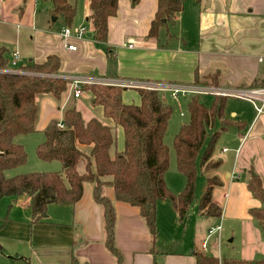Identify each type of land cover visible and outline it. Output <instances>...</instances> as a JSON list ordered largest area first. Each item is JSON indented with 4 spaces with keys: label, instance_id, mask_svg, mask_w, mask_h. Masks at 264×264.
<instances>
[{
    "label": "crops",
    "instance_id": "crops-1",
    "mask_svg": "<svg viewBox=\"0 0 264 264\" xmlns=\"http://www.w3.org/2000/svg\"><path fill=\"white\" fill-rule=\"evenodd\" d=\"M38 1L46 0H27L20 9L22 0H0V47L7 49L8 59L17 53V67H22L30 62L40 64L46 57L54 55L60 62L57 76L70 81V88L63 95L59 108L49 96L38 99L36 133H43L51 120L61 121L66 107L74 106L82 113V109L76 106L82 96L87 97L91 110L88 114L82 113L84 119L95 117L110 125L103 116L102 108L91 105L89 93L74 97L71 81L76 78H86L101 84L114 83L135 90L151 89L149 87L152 86L188 87L193 91L207 92L190 94L199 95L201 102V96L209 94L207 105L213 96H219L213 91L264 87V0H186L175 23L169 26L173 28L171 33L168 28L162 27L157 38L147 37L157 10V0H138L135 4L131 3L132 0H118L116 15L107 22L106 42H98L93 38L88 21V0H80L79 5L75 0L76 14L69 27L68 38H64L61 33L66 27L62 19L38 12ZM82 27L86 33L77 38L76 31ZM89 33L91 36H88ZM68 44L76 49L68 50ZM209 74L217 77L213 85H202L196 80V76L201 81L200 78ZM127 84L134 87L128 88ZM158 92L165 98L169 96L166 92ZM223 97H226V115L242 126L241 130L229 129L237 141L236 146L242 149L247 144V149L256 146L264 149V110L258 113L254 104L239 99H236L239 101L236 105L229 106L228 99L235 98ZM69 98L74 105L68 106ZM115 131L117 137L120 130L116 127ZM20 141L17 143L24 148L26 143ZM223 149L226 151L223 152ZM223 149L222 153L229 151L226 147ZM235 150L234 165L224 173L230 190L235 187L233 181L241 177L237 147ZM220 161L222 164L223 161ZM41 162L58 163L61 168L58 161ZM58 167L57 164L47 165L38 170L50 172ZM246 170L251 173L250 168ZM214 176L223 182L221 173ZM248 181L247 178L240 184L242 192L245 191L248 198L257 200L248 189ZM92 188V184H84L82 197L73 207L56 205L60 208L55 209L51 208L55 204L48 205L44 213L46 217L41 216V219L51 218L50 222L54 225L65 226L63 238L67 243L58 247L61 253L48 252L50 256L42 257L43 260L52 261L57 254L55 261L59 264H71L72 256L79 264H116L115 258L104 245L102 209L93 200ZM103 192L114 202V245L122 255V264H194L196 246L188 258L179 252H170L168 248L165 251L164 245L159 248L157 238L155 242L152 241L138 208L115 201L110 186H105ZM8 199L13 202L9 205L10 210L20 203V199L15 197ZM255 208L246 210L250 219L253 218L249 211ZM165 217L172 224L183 223L179 221L172 203L159 201L156 205V227L159 228L160 221ZM197 251L207 255V248Z\"/></svg>",
    "mask_w": 264,
    "mask_h": 264
},
{
    "label": "trees",
    "instance_id": "trees-1",
    "mask_svg": "<svg viewBox=\"0 0 264 264\" xmlns=\"http://www.w3.org/2000/svg\"><path fill=\"white\" fill-rule=\"evenodd\" d=\"M26 1L22 0L20 9ZM50 1L49 15L62 19L64 25L70 27L76 14L74 4L69 0ZM185 1L157 0V10L147 37L157 38L160 28L173 25ZM137 2L132 0L131 3ZM117 7L118 0H88V21L95 41L106 42L107 22L116 15ZM59 67L58 57L51 55L40 64L30 62L10 68L7 49L0 47V199L25 197L33 224L41 221L48 205L73 207L82 197L84 184H92L93 200L102 209L104 245L116 264H122V255L114 245V202L104 194V187H112L115 201L138 208L155 242L157 203H172L179 221L183 222L195 200V184L201 168L209 160L212 162L206 166L208 168H217L221 164L220 160H212L220 134L230 128L241 130L242 126L226 115V97L213 96L208 105L201 102L198 95L189 97L188 123L180 127L172 142L176 170L185 178L182 191L174 195L164 180L169 167V148L164 144V136L172 115V108L164 97L157 90L137 88L140 104L129 105L122 102L126 87L85 84L80 90L91 95V105L100 106L104 118L111 120L115 128L122 129L123 151L114 156L110 154L116 142L113 126L95 117L86 120L77 108L70 106L63 109L61 121L48 123L43 130L44 140L35 149L39 160L58 161L61 170L7 178L6 171L26 162L23 146L14 140L36 131L38 99L49 96L60 107L69 82L57 76ZM200 79L196 76L202 85H213L217 77L209 74ZM59 123L63 126L59 127ZM217 125L219 129L216 131ZM82 160L85 161L84 173L79 174L77 167ZM219 186L222 183L217 176L207 178L198 202L201 216H221L222 209L213 200V191ZM248 189L262 205L251 209L249 214L264 231V188L258 176L249 179ZM193 256L194 264H264L263 259H218L197 250ZM71 264H79L74 256Z\"/></svg>",
    "mask_w": 264,
    "mask_h": 264
},
{
    "label": "rangeland",
    "instance_id": "rangeland-1",
    "mask_svg": "<svg viewBox=\"0 0 264 264\" xmlns=\"http://www.w3.org/2000/svg\"><path fill=\"white\" fill-rule=\"evenodd\" d=\"M69 2L75 4V0H69ZM79 3L80 0H76V4L79 5ZM37 8L39 9L38 12L41 14H48L51 8V1H38ZM172 29L173 28L168 27L170 33ZM68 82V87L70 88V81L68 80ZM91 84L101 83H88L87 85ZM74 88V86L71 87V92H75ZM149 88L155 89L153 86ZM163 92L169 94L167 91ZM82 93L84 92H81L80 95H82ZM190 94L191 93H186L185 95L179 94L177 98H172L170 95V97H164L168 105L172 108V115L169 119L166 134L164 136V144L169 148V167L164 176V180L166 187L174 195L182 191L185 185V178L176 170L172 142L180 127L188 123L189 113L187 101L189 96H191ZM209 98V94L201 96L202 102L206 105ZM122 102L129 105H139L140 98L137 91L135 89L124 90L122 92ZM238 102L239 101L236 99H228L229 106L231 104L236 105ZM70 105H74L71 103V98H69L68 106ZM76 106L82 109L83 115L91 111L90 106H88L87 97L82 96ZM98 108L100 109L101 107L98 106ZM98 108H96V110H99ZM108 122L114 127L111 120L108 119ZM117 128H119L120 132L116 137L114 127L116 142L110 152L111 156H114L115 153H119V150L122 152L124 149V135L121 131L122 129L120 127ZM218 129L219 128L216 127L215 130L217 131ZM18 140H22L20 142L26 143L24 147L26 162L17 168L6 171L5 177L10 178L14 175L33 172H47L38 169L42 166H52L54 164H57L59 167L57 170H52L50 172L61 170L58 163H42L36 156L35 149L38 144L43 142V133H31L27 136L15 139L14 142L17 143ZM236 144L237 141L232 137V131L227 130L220 134L214 146L212 160H222V164L218 169L216 167L208 168L206 166L212 162L209 160L206 165L201 168L203 172L198 174L195 184V200L183 223H175V226L168 217L160 221L159 228L157 226L156 242L159 248L164 245L163 249L167 250L168 248L170 252H179L183 254V257L188 258L195 246L197 250L200 249L201 251L200 242L206 240L208 230L220 226V230L211 234L206 240L207 255L215 256L220 259L246 261L264 260V231L258 226L254 219H250L246 214L248 208H260L262 205L252 197L248 198L246 192H242L240 185L243 184L247 178L251 179V174H254L260 176L264 186V149L261 146H256L254 148L248 147L247 149V144L241 149V146L238 147ZM224 147L229 149L227 153L221 152ZM236 147L238 149V168L240 169L239 172L241 173V177L233 181L235 187L230 190L228 188V180H226L224 173L228 171V168L234 165ZM220 152L222 156H220ZM239 165H243V167H239ZM84 166L85 161L82 160L77 167L79 174L84 173ZM249 168L251 169L250 174L246 170ZM18 172L19 174H17ZM220 173L223 181L222 186L214 190L213 200L221 207L222 215L221 217H203L201 216L198 202L206 187L207 177L212 178L214 174L219 175ZM218 180L220 181V178H218ZM8 198L10 197H3L0 199V249L2 250L0 253V264H59V262L55 260L57 254L62 251L58 249V247H62L67 243L63 238V232L66 227L54 225L50 222L52 221L51 218L47 220L41 219L38 223L32 224L30 210L27 208V204H25L27 202L25 197L20 198V203L12 210L9 209V205H12L13 202ZM51 208L59 209L60 207L52 205ZM36 249L38 251L34 254ZM48 252L57 253L52 261L42 259V257L46 255L50 256Z\"/></svg>",
    "mask_w": 264,
    "mask_h": 264
},
{
    "label": "built area",
    "instance_id": "built-area-1",
    "mask_svg": "<svg viewBox=\"0 0 264 264\" xmlns=\"http://www.w3.org/2000/svg\"><path fill=\"white\" fill-rule=\"evenodd\" d=\"M62 36L64 38H68L69 35H70V29L69 27H65L63 30H62ZM86 33V29L84 27L78 29L76 31V34L75 36L77 38H81L82 36H84V34ZM67 48L68 50H75L76 47L73 46L72 44H68L67 45ZM17 63H18V54L17 53H13L11 55V58L9 59V66L10 68H17ZM90 84V83H97L96 81H93V80H88V79H79V78H76V79H73L71 81V86H74V97L77 98L80 96L81 94V86L82 85H85V84ZM105 84H108V83H105ZM108 85H112V86H117L116 84L112 83V84H108ZM126 86L128 87H134L130 84H127ZM153 88L157 89V90H161V91H167L169 92V95L172 97V98H177L179 96V94H182V95H185L186 93H192V92H197V93H207V92H204V91H193V90H190L188 87H180V86H173V87H167V86H162V87H157V86H153ZM215 92L216 94L218 95H221V96H229V97H232V98H235V99H239V100H243V101H248L252 104L255 105V108H256V111L258 113H261L263 110H264V87H261V88H250V89H237V90H231V91H213ZM59 127H62L63 125L61 123H59L58 125ZM226 149H223V152H225ZM220 230V226H217V227H214V228H210L208 230V234H207V237H206V240L207 238L213 234L214 232H217ZM206 240L202 242L201 244V249L203 251L206 250L207 248V244H206Z\"/></svg>",
    "mask_w": 264,
    "mask_h": 264
},
{
    "label": "water",
    "instance_id": "water-1",
    "mask_svg": "<svg viewBox=\"0 0 264 264\" xmlns=\"http://www.w3.org/2000/svg\"><path fill=\"white\" fill-rule=\"evenodd\" d=\"M88 36H91V34L89 33ZM42 217L44 218V217H46V215L45 214H42Z\"/></svg>",
    "mask_w": 264,
    "mask_h": 264
}]
</instances>
